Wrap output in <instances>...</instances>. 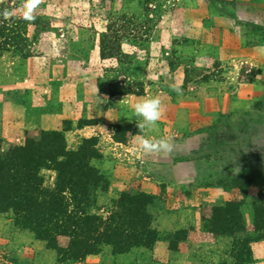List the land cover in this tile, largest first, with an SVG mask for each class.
Returning <instances> with one entry per match:
<instances>
[{
    "label": "rangeland",
    "instance_id": "374dc122",
    "mask_svg": "<svg viewBox=\"0 0 264 264\" xmlns=\"http://www.w3.org/2000/svg\"><path fill=\"white\" fill-rule=\"evenodd\" d=\"M14 1L15 8L10 10L14 15L8 24L0 19V125L3 126H0V137H3L0 147L9 150L23 144L27 135H37L42 129L52 130L42 127L39 116L53 110L51 107L54 106L50 105L54 101L60 105L57 106L59 109H64L59 130L64 132L84 124L97 125L96 130H91L94 133L91 136L71 138L68 150L74 157L87 147L85 138L95 137V146L101 157L91 163L108 180V189L100 191L98 196L101 212L124 191H144L139 182L145 179V173L140 171L144 166L151 174L153 167L143 162V151L135 144L141 135L155 139L170 131L201 127L204 110L213 107L182 103L195 92L197 82L217 80L224 91L241 78L251 79L256 75V68L248 70V64L242 59L228 58L229 61H224L227 68H221L217 67L218 61L214 63L199 57L196 43L190 42L187 33L183 32L182 20H199L202 17L199 14L203 13L189 10V0H39L32 12L35 19L31 21L21 18L25 1ZM205 4L202 2L203 6ZM198 11L200 13L196 14ZM210 15L208 12V17ZM256 16L249 14L246 18L249 46L254 42L264 44V16ZM195 33L198 34L196 29ZM262 49L264 53V47ZM258 56L261 60L259 67L263 68L264 54ZM236 66L238 72L229 69ZM209 70L211 72H206ZM261 81L264 83V78ZM172 85H178L182 92H175ZM227 92L230 97L236 93L234 100H237L238 91L232 92L228 88ZM153 96L161 98L163 115L154 128L141 132L133 108L138 101ZM194 96L199 97L197 92ZM256 99L234 107L241 115L238 156L241 158L242 150L247 149L256 159L263 160L264 136H260L264 131L263 91ZM112 162L120 166L115 176L117 179L110 178L105 172ZM122 167L124 174L120 171ZM157 169L162 173H173L167 167L158 166ZM181 169L186 170V167ZM44 173L47 181L52 183L56 172L45 169ZM120 174L126 178L120 179ZM248 178L253 183L261 181L263 184L264 170L254 169L251 173L228 179L224 186L228 189L243 187ZM157 184L156 194L144 191L153 196L148 210L156 229V213L164 208L179 210L184 204V196L192 193L189 188L167 182ZM258 193L248 194L241 206L246 225L253 223V205ZM224 203L208 204L211 211L203 218H209L213 209ZM202 223L204 225V221ZM159 233L167 251L162 258L155 254L154 245L134 247L122 259L113 256L110 245H103L100 252L74 260L62 257L59 251L37 239L32 231L17 226L10 211L0 213V264H170L180 260L179 263L184 264L255 262L252 241H249L254 236L253 228L249 230L247 227L245 231L217 237V240L207 234L204 241L208 246L202 250L193 246L192 241L187 256L175 253L187 250L189 233L186 228ZM193 240H196L195 236ZM60 243L66 246L67 239L61 238Z\"/></svg>",
    "mask_w": 264,
    "mask_h": 264
},
{
    "label": "crops",
    "instance_id": "0c3cea01",
    "mask_svg": "<svg viewBox=\"0 0 264 264\" xmlns=\"http://www.w3.org/2000/svg\"><path fill=\"white\" fill-rule=\"evenodd\" d=\"M202 2L206 3L205 6L202 5ZM188 5L190 6L189 10L193 12L199 10L203 13L199 14V11L196 13L202 16L199 17V20H196V18H183L182 20L183 32L185 31L184 34L187 33L186 36H189L187 38H190V42L196 43L200 58H205L214 63L218 61L219 65L217 67L220 66L221 68L222 66L227 68L224 61L228 58L229 60L230 58H237L248 64V70L252 71L256 68V75L251 79L241 78L238 82L228 86L232 92L238 91V97L235 98L237 100H234L236 93H232V99L230 93L227 92L228 88L223 91V85H219L217 80L197 82L195 92L189 98L182 100V103L184 105L198 104L203 108L213 107L204 110L200 120L201 127L199 129L190 127L181 131L175 130L166 133V136L174 139L172 140L173 150L171 153H150L149 157L148 153L143 152L142 154L145 158L143 162L146 161L153 169L151 174L147 173V167L144 166V170L140 171L145 173V179L139 182L141 190L156 194L157 183L167 182L173 186L189 188L192 191L190 196H184V204L179 210L177 208L172 210L164 208L156 213L155 227L161 233L173 231L180 227L186 228L189 233L186 249H189V244L193 241V246L197 245L198 248L204 250L208 246V242L204 241V238L207 234L213 235L205 229L202 223L204 221L203 215H208L211 211L208 204L212 206V204H221L228 200H241L243 197L240 196L238 187L228 189L224 186V182L242 174L251 173L254 169L264 170V156L263 160H258L247 149L242 150L243 155L241 158L238 156L240 152L238 121L241 115L234 108L238 105L248 104L250 99L255 100L258 98L259 92L263 91L264 93V83H261V79L264 78V67H259L261 66V60L258 59V55L264 54L262 49L264 44L263 42H254L252 45H248L249 34L246 24V18L249 14L264 16V11L260 12L261 9H264V0H189ZM208 12L211 14L210 17H208ZM195 29L198 34H194ZM237 66L229 67V69L232 72H238ZM206 72H211V70ZM55 87H57V84H55ZM196 92L198 98L194 96ZM57 106L60 105L54 101L50 105L53 110L49 109L50 107L46 108L49 109V112L42 113L39 116L42 127L59 130L58 125L62 121L64 109H59ZM227 107L228 109H225ZM245 117L249 118L246 115ZM14 118L16 119V117ZM1 120L0 124H2ZM8 122L13 123L12 120H8ZM16 122L19 121L16 120ZM95 127L98 128L97 125L84 124L72 130H65L63 134L67 148L70 146L71 138L78 139L91 136L94 134L92 131L96 130ZM260 136H264V131L261 132ZM147 157L148 159H146ZM97 159L92 158L91 162H97ZM158 166L167 167V170H172L173 173L171 171L162 173L158 171ZM185 167L186 170L181 169H185ZM106 168V174L112 179H117L115 176H117L116 174L120 169L117 162L115 165L112 162ZM120 171L123 174L125 172L123 167ZM118 176L121 177L120 179H124L125 175L121 176L120 174ZM262 185L264 183L262 184L261 181L252 183L248 188V194L255 195ZM247 227L250 230L253 228V223L247 225ZM194 236L196 237L195 241L193 240ZM217 237L222 236H215L214 239L217 240ZM250 245L255 258L254 264H264V240L252 241ZM135 248L138 249L139 247ZM132 250L126 253H113V256H121L122 259V256L130 254ZM187 250H178L175 253L177 255L183 253L184 256H187L190 254L191 249ZM154 251L155 254H160V258H162V255L164 257L167 254L160 240V233L154 244ZM172 256L176 255L172 254ZM172 260L174 261L175 258ZM180 261L170 262V264H184L179 263Z\"/></svg>",
    "mask_w": 264,
    "mask_h": 264
},
{
    "label": "trees",
    "instance_id": "16d2710c",
    "mask_svg": "<svg viewBox=\"0 0 264 264\" xmlns=\"http://www.w3.org/2000/svg\"><path fill=\"white\" fill-rule=\"evenodd\" d=\"M15 4L14 0H0V11L13 10ZM94 141L95 137L85 138L87 147L72 157L63 131L42 129L9 150L0 147V213L11 211L17 226L32 231L64 258L82 260L100 252L103 245H110L113 253L152 247L159 231L152 226L148 210L151 194L124 191L101 212L98 196L108 189V180L91 163L92 158L101 157ZM45 169L56 172L52 183L47 181ZM252 183L248 178L243 187L235 185L241 189L242 199L228 200L204 218L208 232L233 236L246 230L241 206ZM253 231L249 241L264 240V186L253 205ZM61 238L67 239L66 246L61 245Z\"/></svg>",
    "mask_w": 264,
    "mask_h": 264
},
{
    "label": "clouds",
    "instance_id": "9594fccd",
    "mask_svg": "<svg viewBox=\"0 0 264 264\" xmlns=\"http://www.w3.org/2000/svg\"><path fill=\"white\" fill-rule=\"evenodd\" d=\"M39 0H25V11L22 14V19L31 21L35 19L32 15L33 10L36 8ZM14 13L7 9L0 11V18L7 21ZM175 92L180 94L182 89L178 85L171 86ZM163 103L159 96L142 99L135 103L133 111L137 117V127L141 132L145 129H152L161 120L163 115ZM140 151L144 153H171L173 150L172 137L162 136L158 138H151L141 135L135 142Z\"/></svg>",
    "mask_w": 264,
    "mask_h": 264
}]
</instances>
